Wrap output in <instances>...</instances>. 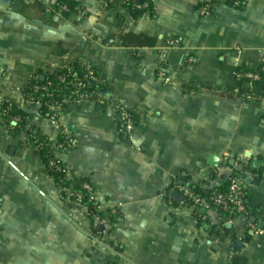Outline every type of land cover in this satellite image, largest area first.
<instances>
[{"label":"crops","instance_id":"1","mask_svg":"<svg viewBox=\"0 0 264 264\" xmlns=\"http://www.w3.org/2000/svg\"><path fill=\"white\" fill-rule=\"evenodd\" d=\"M74 1L66 17L51 11L54 0H0V102L29 114L38 138L67 135L72 147L52 155L121 217L102 242L31 136L0 118V264H264V84L237 78L264 65V0H156L137 18L119 0ZM127 35L157 42L125 47ZM67 65L108 79V95L138 121L131 140L111 108L70 103L55 123L26 103L30 75ZM231 161L256 181L248 215L208 219L231 228L235 244L171 198L181 187H220L236 172Z\"/></svg>","mask_w":264,"mask_h":264},{"label":"built area","instance_id":"2","mask_svg":"<svg viewBox=\"0 0 264 264\" xmlns=\"http://www.w3.org/2000/svg\"><path fill=\"white\" fill-rule=\"evenodd\" d=\"M140 4L134 2V0H124L120 2L122 5L128 3L133 4L134 8L137 10H145L149 8L148 3H145L146 0H141ZM65 8L62 9L64 11ZM212 12V6L210 4L205 5L201 8L202 16H209ZM191 62H195L194 59H191ZM72 65H67L54 69L53 71L44 72L53 74L59 70H68L67 76H61L60 81L64 84V87L58 91V94H48L50 99L46 106L48 108V113L46 118L57 123L62 112L70 103H75L77 105L93 104L99 107L100 109L111 108L115 110L118 114L120 129L123 137L127 140H131L133 134L138 128V121L133 113L126 105L121 102L113 101L108 95H104L100 89L89 91L93 85L100 87L103 84H106V80L101 76L97 75L94 67L91 65L85 66L81 71L84 72L83 78H77L73 73ZM259 70H254L251 72L241 71L237 73V78L241 81L248 83L249 87L252 89L253 85L263 83V77L259 73ZM161 77H164V73H160ZM76 77V78H75ZM40 78L39 73H33L29 77V86L25 90L24 98L28 105H38L41 106L42 103L33 97L27 92L28 89L35 91L46 90L48 86L40 87L38 85V80ZM44 78V77H42ZM51 85V83H48ZM1 105V102H0ZM0 118L5 120V111L1 109L0 106ZM5 122L8 127L12 130L14 126L21 123V119L18 117L8 118ZM61 136L64 137V140L57 142H52L46 138H37L32 139V145L38 151L42 152L45 149H51L55 147L58 151H66L72 144L67 135L63 132ZM49 170L54 175V173H64L69 179L70 175L64 166H60L54 160H51L48 164ZM83 190L87 192L88 204H96V209L94 211H89L88 207L82 203L84 196L82 194L74 192L72 189H63L64 199L84 207L87 211L89 218L92 221L93 228L97 231L98 238L105 242L110 234L113 231L115 224L111 222L112 216H119V212L115 208H111L108 211H103V208L98 204L95 197V190L91 184L87 183L83 185ZM181 194L185 197V203L188 207L194 211L202 210L204 213L208 211H216L217 213L221 212L223 217L231 219L232 215L237 216H247V189L245 187V181L241 179L240 176L231 177L229 180L228 190L226 192H217L212 191L208 199L198 198L190 189V187H181ZM203 220H208V216H203ZM230 264H236L231 261Z\"/></svg>","mask_w":264,"mask_h":264},{"label":"trees","instance_id":"3","mask_svg":"<svg viewBox=\"0 0 264 264\" xmlns=\"http://www.w3.org/2000/svg\"><path fill=\"white\" fill-rule=\"evenodd\" d=\"M119 1L123 2L124 0H119ZM134 2L137 4H140L142 1L134 0ZM155 2L156 0H146L145 3H148L149 8L145 10H137L134 8L133 4H128V3L124 4L123 6L126 9H128L129 12L135 18H137L146 12H152L154 10ZM63 8H65L64 11H62ZM51 11L53 13H62L64 16L67 17L71 14L78 12V3L74 0H54V4L51 7ZM122 40H123V44L125 47H131V48L154 47L157 42L156 39H152V38H148L144 36H137V35H127V36L122 37ZM72 66H73L72 68L75 69L73 70V73L75 74V76L77 78H83L84 72L78 69V66L76 65H72ZM94 70L96 71L97 75L101 76L103 79L106 80V84H103L100 87L93 85V87H91L89 91L100 89V91L104 95L108 96V79L103 74H101L97 69L94 68ZM241 71L251 72L253 70L248 69V68L238 69V72H241ZM259 71H260L259 73L263 77L262 84H264V65L259 68ZM38 73L40 75V78L38 80V85L40 87L48 86L47 89L46 90L41 89L39 91H35L34 89L32 90L31 88V89H28L27 92L42 103V105L40 106V118L44 119L46 118V114L48 113V108L46 106V103L50 100L48 98V94H55V95L58 94V91H60L64 87V84H62L60 81V77L67 76L69 72L68 70L65 69V70L56 71L53 74H50V73L45 74L44 72H38ZM48 83H51V85H48ZM0 106H1V109L5 111L6 121L8 120V118H15V117H18L21 119V123L14 126V129H12L11 131L14 132L17 128H21V129H24L31 136L32 139H37L39 137L37 127L31 123L33 121V118L29 114L17 109L16 107L8 103H1ZM59 139L63 141L64 137L60 136ZM41 154L47 165L50 163L51 160L55 159L51 153L50 148L43 150ZM55 161L60 166H63L58 160L55 159ZM258 173L260 174V172ZM234 176H240V173L236 171L232 177ZM54 177L56 179L57 185L61 189H72L74 192L82 194L84 196V200L82 201V203L88 207L89 211H94L96 209L97 207L96 204L87 203L88 194L86 191L83 190L84 184H87V183L90 184V182L87 179H79L75 177L69 179L67 175L64 173H54ZM230 178L223 185L215 188L212 191L226 192L228 190ZM189 187L192 190V192L200 199H208L210 196V193L212 192L211 191L209 193H205L203 189L197 185H190ZM246 204H247V209H248V191H247ZM209 212L210 211L204 213L202 210H199V209L195 211V215L199 221V226L201 228L208 229L212 236H216L222 240L235 244L238 241V237L234 233V231L231 228H229L226 224H223L220 228H217L211 225L209 219L205 221L203 220V216L205 215L208 216ZM218 215L220 217H223L221 212L220 213L218 212ZM120 217H121L120 214L119 216H112L111 222L113 224H116L119 221ZM235 217H238V216L232 215V219Z\"/></svg>","mask_w":264,"mask_h":264},{"label":"water","instance_id":"4","mask_svg":"<svg viewBox=\"0 0 264 264\" xmlns=\"http://www.w3.org/2000/svg\"><path fill=\"white\" fill-rule=\"evenodd\" d=\"M211 160H212V163L211 164L213 166H218V164H219V158L213 156L211 158ZM230 165L233 166V167H235L236 168V171L238 173H240L241 179L245 181V187H246V189L251 192L252 186H253V184H256V181H253L251 179H247V177L244 174V167L242 165H236V163L234 161H231L230 162ZM171 198L174 201H176L177 203H180V204H184L185 203V197L182 194H180V193H177V192L172 193L171 194ZM259 224H260L259 225V229L260 230H263L264 229V222H261ZM239 246L240 247L242 246L241 243H239L237 245V247H239Z\"/></svg>","mask_w":264,"mask_h":264}]
</instances>
